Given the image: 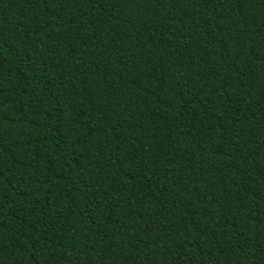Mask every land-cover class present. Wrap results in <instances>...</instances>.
Listing matches in <instances>:
<instances>
[{
	"label": "trees",
	"instance_id": "obj_1",
	"mask_svg": "<svg viewBox=\"0 0 264 264\" xmlns=\"http://www.w3.org/2000/svg\"><path fill=\"white\" fill-rule=\"evenodd\" d=\"M0 264H264V0H0Z\"/></svg>",
	"mask_w": 264,
	"mask_h": 264
}]
</instances>
